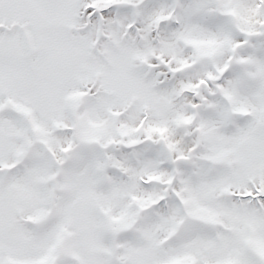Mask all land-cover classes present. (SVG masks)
<instances>
[{"label": "snow or ice", "instance_id": "obj_1", "mask_svg": "<svg viewBox=\"0 0 264 264\" xmlns=\"http://www.w3.org/2000/svg\"><path fill=\"white\" fill-rule=\"evenodd\" d=\"M0 264H264V0H0Z\"/></svg>", "mask_w": 264, "mask_h": 264}]
</instances>
